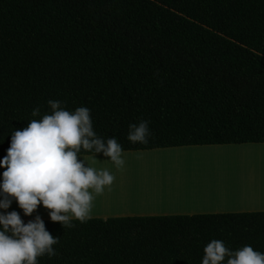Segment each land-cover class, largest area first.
Segmentation results:
<instances>
[{
    "label": "trees",
    "instance_id": "1",
    "mask_svg": "<svg viewBox=\"0 0 264 264\" xmlns=\"http://www.w3.org/2000/svg\"><path fill=\"white\" fill-rule=\"evenodd\" d=\"M49 99L123 152L264 143V0H0V159ZM44 222L59 242L39 264H201L211 239L264 253V211Z\"/></svg>",
    "mask_w": 264,
    "mask_h": 264
},
{
    "label": "clouds",
    "instance_id": "2",
    "mask_svg": "<svg viewBox=\"0 0 264 264\" xmlns=\"http://www.w3.org/2000/svg\"><path fill=\"white\" fill-rule=\"evenodd\" d=\"M49 111L33 117L22 129L11 131L7 154L0 159V210L15 200L25 216L38 205L49 209L51 221L64 228L73 221L91 219L94 197L112 185L108 169H97L83 153H102L117 169L123 167L122 145L115 137L99 136L93 127L91 110L79 106L69 110L61 101L49 99ZM129 142L146 144L151 135L149 122L130 123ZM82 157V159H78ZM59 237L46 229L41 215L24 222L16 211H0V264H39L38 258L56 255ZM201 264H264V253L251 245L230 249L220 239H211L203 249Z\"/></svg>",
    "mask_w": 264,
    "mask_h": 264
},
{
    "label": "rangeland",
    "instance_id": "3",
    "mask_svg": "<svg viewBox=\"0 0 264 264\" xmlns=\"http://www.w3.org/2000/svg\"><path fill=\"white\" fill-rule=\"evenodd\" d=\"M212 151L217 153L236 152L243 154L240 157L232 159L218 158L208 160L199 158L180 160L178 158V156L184 154H195L199 152L212 153ZM256 152L253 147L234 145L233 147L223 149L206 147L205 149L176 150L164 148L146 152L147 154H123L125 160L123 167L117 169L114 164H104L101 168L99 167V169H108L114 175L115 179L112 185L106 187L102 194L94 197L91 210L95 212L99 210H104L105 212H126L136 211L139 208L148 206L155 207V205L156 207L165 206L168 208L174 207L175 209L179 207H191L197 210L205 209L201 208L202 205L198 204L201 201L199 197L204 192L200 191L199 193L202 192V194L199 195H196V193H185L184 190L179 192V194L172 193L170 189L173 188V185L175 188H196L202 185H219L220 188H223L231 185H243L241 190L244 191L245 195L231 198V202L236 203L239 201L240 204H245L243 206H246V204H249V195L247 194L254 192L256 189L252 185L264 186V181H262L264 180V165L261 162L260 156L255 154ZM159 155L162 159H159ZM84 156L89 158V162H104L110 160L104 155ZM78 159H82V157H78ZM156 159L160 162L156 163ZM164 161L165 163H162ZM98 166L96 165L95 167L98 169ZM4 170L0 169V173ZM206 202H209L208 198ZM209 206V209H212V211L217 210L215 208L216 204H209ZM16 207H18V204L14 202L10 205L9 210L15 209ZM225 208L227 210L235 209V206ZM47 210L45 213L50 211L49 209Z\"/></svg>",
    "mask_w": 264,
    "mask_h": 264
},
{
    "label": "crops",
    "instance_id": "4",
    "mask_svg": "<svg viewBox=\"0 0 264 264\" xmlns=\"http://www.w3.org/2000/svg\"><path fill=\"white\" fill-rule=\"evenodd\" d=\"M234 144L232 145H194V146H181V147H174V148H166V149H176V150H185V149H205L207 148H212V149H216V148H228V147H233ZM239 146H248V147H253V149H255V151H257V155L260 156L261 158V162L264 165V143H246V144H240ZM164 149V148H163ZM157 150V149H155ZM150 151H154V150H149V151H127V152H123V154L126 153H143V154H147L146 152H150ZM171 153V152H170ZM259 153V154H258ZM100 155V154H99ZM103 155V154H101ZM0 169H4V167H0ZM264 174V172H263ZM258 181V180H255ZM264 181V180H262ZM243 185H231L229 187H223L220 188L219 185H202V186H198L196 188H192V187H177L175 188V186L173 185V188L170 189L172 191V193H177L179 194V192H181L182 190L185 191V193H189V194H194L196 193V195L202 194V192H204V194L199 197V200H201L200 202H198L199 206L201 208H205V209H192L191 207H186V208H174V207H155L154 206H148V207H143V208H139L136 211H126V212H105L104 210H99L98 212L92 211L91 210V217H100L103 219H107L109 217H119V216H147V215H177V214H187V215H192V214H196V213H207V212H229V211H234V212H245V211H264V186H255L252 185L253 187H255V191L254 192H250L247 195H249V204H246V206H243L245 204H240L239 201L238 202H231V198H236L237 196L241 197L242 195H245L244 191H242L241 187ZM251 187V186H250ZM178 190V191H177ZM200 191H202L201 193H199ZM216 192V193H215ZM253 195H255L254 197H252ZM209 199V202H206V199ZM16 203L15 200H13V203ZM211 202V203H210ZM216 204V209L212 211V209H209L210 206L209 204ZM219 203V204H217ZM229 204V205H228ZM228 206H235V209H228L225 207ZM236 206H240V207H236ZM221 207V208H220ZM12 210H16L21 214V217L23 220H30L33 219L35 217V215L39 214L41 215V217L43 218V220L46 219H50L49 215L47 213H45V211H48L42 204L38 205V208L36 210H34V212L30 215V216H25L23 214V210L21 208L16 207L15 209ZM12 210H0V211H12Z\"/></svg>",
    "mask_w": 264,
    "mask_h": 264
},
{
    "label": "bare ground",
    "instance_id": "5",
    "mask_svg": "<svg viewBox=\"0 0 264 264\" xmlns=\"http://www.w3.org/2000/svg\"><path fill=\"white\" fill-rule=\"evenodd\" d=\"M204 151V150H203ZM222 151V150H221ZM242 154L243 153H236V152H225V153H217V152H213L212 151V153H205V152H199V153H195V154H184V155H182V156H178V158H180V160H185V159H187V160H189V159H199V158H201V159H208V160H210V159H227V158H237V157H240V156H242ZM255 154H257V153H255ZM259 154V153H258ZM155 157V156H154ZM171 159H173L172 157H170ZM159 159H162V158H160V155H159ZM142 160V159H141ZM154 160V159H153ZM169 160V159H168ZM192 161V160H191ZM160 161H157V159H156V163H159ZM185 162V161H184ZM90 164H91V166H93V167H95L96 165H99L98 166V169H99V167L101 168V166L102 165H104V164H113L112 162H111V160H109V161H90L89 162ZM154 163V162H153ZM162 163H165V161L164 162H162ZM141 164V163H140ZM155 164V163H154ZM161 164V163H160ZM106 166V165H105ZM96 168V167H95ZM104 168V167H103ZM224 170V169H223ZM172 172H173V170H171ZM225 171V170H224ZM151 173V172H150ZM158 173V172H157ZM187 173V172H186Z\"/></svg>",
    "mask_w": 264,
    "mask_h": 264
}]
</instances>
